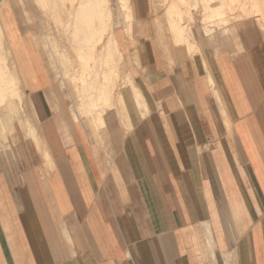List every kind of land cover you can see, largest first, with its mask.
<instances>
[{
    "label": "crops",
    "instance_id": "crops-1",
    "mask_svg": "<svg viewBox=\"0 0 264 264\" xmlns=\"http://www.w3.org/2000/svg\"><path fill=\"white\" fill-rule=\"evenodd\" d=\"M259 2L258 30L247 0L226 23L199 11L189 55L160 52L133 0L143 27L114 30L129 76L99 111L22 16L14 38L3 23L22 85L0 111V264H264Z\"/></svg>",
    "mask_w": 264,
    "mask_h": 264
},
{
    "label": "bare ground",
    "instance_id": "bare-ground-1",
    "mask_svg": "<svg viewBox=\"0 0 264 264\" xmlns=\"http://www.w3.org/2000/svg\"><path fill=\"white\" fill-rule=\"evenodd\" d=\"M2 1L4 0H0V3H2ZM19 1L22 0H11L14 6ZM55 1L56 0H49L48 2H50L49 4H51V3H55ZM122 1H124L125 5H126V1H129L131 4L133 2V0L132 2L131 0H122ZM60 3H62L64 10H66L64 11L67 16L65 22L60 21V19L61 18L64 19V17H61L58 14L59 12L57 11V9H55L57 8V6L48 5L49 6L48 8L53 7L52 9L54 10L53 12L56 18L54 19V21L56 23L57 31L55 30V33L53 34H58V38H55V44L58 48L59 43L62 44V46L64 47L66 46V42H68L69 45H71L74 48V52L76 56H78V59L76 60H79L78 63L80 68L75 67L72 64V60L70 61V66L72 67V71H73L71 80L73 81L78 80L79 78L75 75L81 73L83 76L82 81L83 83H85L86 80L85 77L89 75V73L93 70V68L97 69L100 76L99 85L96 86L93 92L91 90L92 94L86 92L85 89H82V91L85 93L84 97L88 98V101H86L88 108L91 111L92 110L99 111L98 107L101 104L104 106L106 102L105 99L106 97L103 91L107 81L111 82V80L114 81L113 79L115 78L120 79L122 77V76H116L118 75V73L114 70V68L118 69V67L120 66L124 67V64L122 62L123 61L122 55H119L117 61H115L114 57L105 54L103 49L104 41L106 39L112 41L115 45L117 44L113 29V24L110 23L111 18H113V15L115 16V14L108 5L109 8L105 12L108 17L109 24L107 25V27L104 26L103 28H101L100 21H98L99 10L97 8L96 3L93 0H62ZM241 6L242 4L240 3V0H152L150 3V10L153 15V26H154L153 29L157 36L156 39L158 41L161 50L160 52H165L166 54H168L167 51L169 52L167 47L168 44L166 45L165 42L166 36L164 37L163 35L164 31L166 30L163 28V24L171 32L172 36H169V40L171 43L175 45L173 47L175 48L176 46L182 47L184 51L187 52V54L191 55L193 51L192 50L193 45L190 34L191 32H193V29L192 28L190 29V25L187 22L192 21L194 19L192 11L203 10L204 12L207 13L209 12L210 15L207 16L203 15V17L208 18L210 23H213V20H217V22L222 21L226 23V21H228V16L230 15L228 14V11L229 13L232 14V12L234 11L236 12L239 8H241ZM247 10L249 15L256 17V20L259 23L262 21L259 0H247ZM125 15L128 18L130 14L127 11L125 12ZM0 20L3 22L1 15H0ZM23 25H24V32H28V27L24 22ZM235 28L236 27H234V29ZM5 31L6 30L4 28V24L3 23L0 24V111L11 106H14L15 108H18L20 106L18 103V100L20 98V92L18 91L19 88L17 89V85L18 86L20 85V81L15 69L16 68L15 62L14 61L11 62L10 60V58H12V53H10V50L13 48L9 43L8 39L6 38L7 33ZM35 32L37 31L35 30L34 33ZM230 32H232V30ZM60 35L64 36V40ZM7 42L9 43L8 45L10 46L9 48H7ZM174 51L176 50L174 49ZM171 52L172 51L170 50V53ZM177 54L178 53H176V55ZM161 55H163V53H161ZM173 55H175V53ZM177 56L176 58H178ZM125 75L129 76L127 74ZM135 91L137 90L135 89ZM22 93L24 97V90L22 91ZM94 96L96 98H94ZM138 96L136 98H138ZM100 99H102V101H100ZM102 105L101 107H103ZM230 264H232V262H230Z\"/></svg>",
    "mask_w": 264,
    "mask_h": 264
},
{
    "label": "rangeland",
    "instance_id": "rangeland-1",
    "mask_svg": "<svg viewBox=\"0 0 264 264\" xmlns=\"http://www.w3.org/2000/svg\"><path fill=\"white\" fill-rule=\"evenodd\" d=\"M46 1L48 2L49 0H22V1H19L14 6L13 3L11 2V0H4V1H2V3H0V15H1V18L3 20V22L0 20V24L4 23L5 26L7 28H9L11 38H14L17 36V23L19 21L20 16H22L23 22L26 24V26H28L29 28H32L34 31L35 30L37 31V35H38L37 38L39 37L40 41L42 42V44L41 43L40 44L43 47L46 46V44L48 46H51V49L53 50V53L55 54L58 62L61 64H64L66 66V68H67L66 75L68 73L70 75V80H71V76H72L73 71H72V67L70 66V61L72 60V64L75 67L80 68L79 63H78L79 60H76V59H78V56H76V54L74 52V48L71 45H69V43L66 41H65L66 46H64V47L62 46V44H60L58 42L59 44H58V48H57V46L55 44V38H58V34H53V33H55V30L57 31L56 23L54 21V19H56V18L54 16V12H53L54 10L52 9L53 7L52 8H48V7L50 5L51 6H55V5L57 6V8H55V9H57V11L59 12L58 14L61 17H64V19L63 18L60 19L61 22H65V19L67 18L66 13L64 12L66 10H64L62 3H60L62 0L61 1L56 0L55 3H51V4H49L50 2L47 3ZM93 1L96 3L97 8L99 10L98 21H100L101 28H103L104 26L107 27V25L109 24L108 17H107L106 12H105L109 8L108 5L110 6V8L113 10V12L115 14V16L113 15V18H111V21H110V23L113 24L114 30L118 27H123L125 32L127 33V35L129 37H132L131 36L132 35L131 29H133L135 26H139L138 27L139 29H141L143 27V26H141L140 23L136 22L133 18V2H132V0H131L132 4L129 1H126V5L124 4V1H122V0H93ZM151 1L152 0H147L150 23L153 25V15H152L151 10H150ZM52 4H54V5H52ZM125 6H126V8H125ZM126 10L130 14L128 18L125 15V12H127ZM192 12H193L194 20L191 21L192 22L191 26L193 29H195V28L200 29V27H201V24H200L201 15H200L199 11H192ZM228 14H231V13H229V11H228ZM252 17H253V19H251V27H255L256 30H258L259 27H258L257 22L255 20L256 18L254 16H252ZM188 22H190V21H188ZM198 23H199V27H197ZM37 24L41 29L37 26ZM163 28L166 29L164 31L165 34L163 33V35H164V37L166 36L165 42L167 45V44L171 43L169 40V36H172V35H171V32L169 31V29H167L164 24H163ZM22 29L24 31V25H23ZM246 30L248 32L249 28L248 29H244V28L240 29V30H238V33L243 34V32H246ZM261 31L264 33L263 29H261ZM9 32L7 30V35H6L7 39L10 36ZM217 33H226L227 34L228 31L223 32L222 30H220L216 26V27H214V30L212 31V33L210 35H214V34L216 35ZM60 36L64 40V36H62V35H60ZM46 37H48V38H46ZM155 37L157 38V36H155ZM47 39H48V41H47ZM134 41L136 42V39ZM9 43H10V41H9ZM9 43L7 42V48H9V46H8ZM103 49H104L105 54H107L108 56L114 57L115 61H117L119 55H122V53L119 49L118 43L115 45L112 41H109L107 39L104 41ZM63 50H66V51H63ZM12 52L14 53L13 49H12ZM12 52L10 50V53H12ZM14 56H15V54H14ZM122 57H123V55H122ZM122 59H123L122 62L124 64V67L120 66V67H118V69L114 68V70L118 73V75H116V76H122L123 77L125 74L129 75L128 70H126L127 67H125L126 63H124V61H125L124 57ZM10 60H11V62L14 61L17 64L16 57H14V59H13V55H12V58H10ZM68 62H69V64H68ZM124 68L127 72L124 70ZM16 72L18 75L17 69H16ZM75 76H77L79 79L76 81L71 80L73 83L74 82L83 83V81H82L83 76L81 73L76 74ZM86 77L89 78V81L85 80V84L82 85V89H85L86 92L91 93V90L93 92V90L96 88V86L99 85L100 76H99L97 69L93 68V70ZM18 78H19V75H18ZM113 80L114 81H112V80L111 81L113 82L112 84L114 85L116 80H119V78H115ZM19 81H20V78H19ZM21 85L22 84L20 82V85L19 86L17 85V89L20 88ZM87 101H88V98H87ZM11 107H14V106H11Z\"/></svg>",
    "mask_w": 264,
    "mask_h": 264
}]
</instances>
